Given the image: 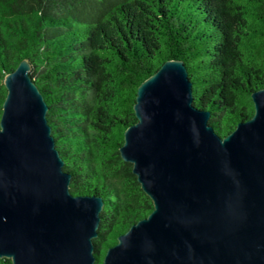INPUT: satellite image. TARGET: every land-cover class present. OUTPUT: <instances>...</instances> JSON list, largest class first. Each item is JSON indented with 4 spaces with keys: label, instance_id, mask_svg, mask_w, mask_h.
Listing matches in <instances>:
<instances>
[{
    "label": "water",
    "instance_id": "water-1",
    "mask_svg": "<svg viewBox=\"0 0 264 264\" xmlns=\"http://www.w3.org/2000/svg\"><path fill=\"white\" fill-rule=\"evenodd\" d=\"M189 68L167 60L138 87L121 157L154 209L109 245L103 264H264V87L255 113L220 136L194 104ZM24 58L4 78L0 121V258L96 264L105 200L75 195L50 109Z\"/></svg>",
    "mask_w": 264,
    "mask_h": 264
},
{
    "label": "trees",
    "instance_id": "trees-1",
    "mask_svg": "<svg viewBox=\"0 0 264 264\" xmlns=\"http://www.w3.org/2000/svg\"><path fill=\"white\" fill-rule=\"evenodd\" d=\"M50 109L73 194L105 200L98 260L154 209L121 157L139 85L171 58L220 136L255 113L264 87V0H0V121L6 75L24 59ZM0 264H12L6 257Z\"/></svg>",
    "mask_w": 264,
    "mask_h": 264
}]
</instances>
